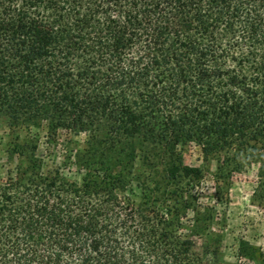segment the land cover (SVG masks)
<instances>
[{
    "label": "trees",
    "instance_id": "trees-1",
    "mask_svg": "<svg viewBox=\"0 0 264 264\" xmlns=\"http://www.w3.org/2000/svg\"><path fill=\"white\" fill-rule=\"evenodd\" d=\"M0 117V264H264L222 261L180 153L264 148V0H0ZM60 130L84 140L57 161Z\"/></svg>",
    "mask_w": 264,
    "mask_h": 264
},
{
    "label": "rangeland",
    "instance_id": "rangeland-1",
    "mask_svg": "<svg viewBox=\"0 0 264 264\" xmlns=\"http://www.w3.org/2000/svg\"><path fill=\"white\" fill-rule=\"evenodd\" d=\"M43 131L38 133L39 155L42 152ZM16 131L11 129L4 117H0V183L6 177L7 171H13L16 159L10 162L7 151L17 143ZM21 137V136H20ZM61 144L56 148L57 161L61 160L63 148L79 147L84 140V135L73 136L65 131L58 132ZM66 141H71L66 143ZM65 149V148H64ZM257 155L249 162L241 155V167L235 171L237 162L218 160L214 155L205 160L198 145L189 144L180 148L183 164L200 169V178L197 186L189 193L183 194L184 206L198 204L201 213L207 215L205 206L209 207L211 223L216 234L220 238V258L224 262L233 261L235 258V245L239 239L247 241L251 245L264 252V148L254 147ZM247 150H249L247 148ZM250 151V150H249ZM245 155V153H244ZM131 166L133 172H139L141 166L138 159H135ZM126 166L124 169H128ZM132 199L137 201L140 197V190L132 185ZM168 203H171L169 200ZM191 210H187L185 223L193 216ZM199 243L200 238H194Z\"/></svg>",
    "mask_w": 264,
    "mask_h": 264
}]
</instances>
